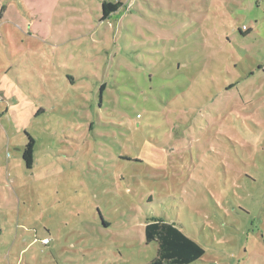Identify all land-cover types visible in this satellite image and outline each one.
Masks as SVG:
<instances>
[{
  "label": "rangeland",
  "instance_id": "obj_1",
  "mask_svg": "<svg viewBox=\"0 0 264 264\" xmlns=\"http://www.w3.org/2000/svg\"><path fill=\"white\" fill-rule=\"evenodd\" d=\"M103 2L122 7L100 21ZM2 16L0 264H148L153 217L204 250L193 264H264V0H0Z\"/></svg>",
  "mask_w": 264,
  "mask_h": 264
},
{
  "label": "trees",
  "instance_id": "obj_2",
  "mask_svg": "<svg viewBox=\"0 0 264 264\" xmlns=\"http://www.w3.org/2000/svg\"><path fill=\"white\" fill-rule=\"evenodd\" d=\"M103 15L100 21L107 20L115 14L122 3H102ZM249 32V30H248ZM101 88V92H102ZM27 143L22 153L25 168L30 170L33 165L34 140L27 135ZM146 243L157 244L156 257L148 264H193L204 256V250L193 240L188 238L176 223H170L162 218H149L144 226Z\"/></svg>",
  "mask_w": 264,
  "mask_h": 264
},
{
  "label": "crops",
  "instance_id": "obj_3",
  "mask_svg": "<svg viewBox=\"0 0 264 264\" xmlns=\"http://www.w3.org/2000/svg\"><path fill=\"white\" fill-rule=\"evenodd\" d=\"M4 14L6 15L7 13L5 12ZM5 20L11 21L12 19L10 17H8V16H2L0 18V24L2 22H7ZM4 39H7L6 38V35H5V38ZM12 69H13V66L12 67L11 66H8V68H6V70L4 72V73H6L4 75V79H3V82H5L4 83V87L9 90L11 98H17V100H18V97H20L21 99L27 100L28 99V95L26 94V92L23 89H20V87H18L17 85H14V81L12 79L8 78L9 73L12 71ZM14 73H16V72H14ZM18 81H19V78L17 79V82ZM17 95H19V96H17ZM17 102H20V100H18ZM0 103H1V101H0ZM9 112H10V108H7L5 106L4 107H0V119H1L0 121H4L5 118L8 116ZM10 113L16 114L15 111L10 112ZM31 113L33 114L34 112H31ZM20 120H21V118L17 120L18 121V124H20V122H21ZM1 132H2V130H1ZM11 144H12V140L10 139V140H7L6 141L5 138L3 137V133H2V137L0 138V152L5 151V150H8V148L10 147ZM25 145H26V143L22 144V147L23 146L25 147ZM23 150H24V148H23ZM23 150L21 148V152L22 153H23ZM22 153L21 154H18L19 157H20L21 162H23L22 161ZM16 160H18V156H17V159ZM16 162H15V166L18 169V171H20V169L18 167V164ZM10 165H11V163L9 162V164L6 167V171H7V174L8 175H9ZM22 165H24V163ZM24 167H25V165H24ZM0 169H1V167H0ZM24 170L30 171L32 169L28 170V169L25 168ZM5 173L6 172H4V175H5ZM0 178H2V177H0Z\"/></svg>",
  "mask_w": 264,
  "mask_h": 264
},
{
  "label": "built area",
  "instance_id": "obj_4",
  "mask_svg": "<svg viewBox=\"0 0 264 264\" xmlns=\"http://www.w3.org/2000/svg\"><path fill=\"white\" fill-rule=\"evenodd\" d=\"M45 243H48V240H45Z\"/></svg>",
  "mask_w": 264,
  "mask_h": 264
}]
</instances>
